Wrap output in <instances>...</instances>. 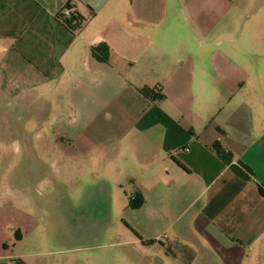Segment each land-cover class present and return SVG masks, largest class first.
Listing matches in <instances>:
<instances>
[{
    "label": "crops",
    "instance_id": "crops-1",
    "mask_svg": "<svg viewBox=\"0 0 264 264\" xmlns=\"http://www.w3.org/2000/svg\"><path fill=\"white\" fill-rule=\"evenodd\" d=\"M64 5L74 13L57 16ZM98 42L105 60L90 53ZM0 93L55 150L56 180L70 165L108 191L128 183L133 210L172 209L183 259L190 228L226 264L263 258L264 0H0ZM15 209L0 204V264H48L8 251Z\"/></svg>",
    "mask_w": 264,
    "mask_h": 264
},
{
    "label": "rangeland",
    "instance_id": "rangeland-1",
    "mask_svg": "<svg viewBox=\"0 0 264 264\" xmlns=\"http://www.w3.org/2000/svg\"><path fill=\"white\" fill-rule=\"evenodd\" d=\"M25 113L0 93V204L16 208L18 225L5 236L9 252L35 253L48 264H226L191 228L183 234L194 254H175L171 235L182 228L167 221L176 212L131 209L128 183L108 191L105 179L79 177L70 165L74 177L56 180V152L25 129ZM237 264H264V256Z\"/></svg>",
    "mask_w": 264,
    "mask_h": 264
},
{
    "label": "trees",
    "instance_id": "trees-1",
    "mask_svg": "<svg viewBox=\"0 0 264 264\" xmlns=\"http://www.w3.org/2000/svg\"><path fill=\"white\" fill-rule=\"evenodd\" d=\"M77 16V15H76ZM90 53L95 56L98 59L105 60L108 54L107 46L104 42H98L94 45H91L89 47ZM139 92L142 93L144 96H147L149 99H158L162 96L157 89L149 88L147 86H141L139 89ZM211 149L214 151V153L226 164L229 165V167L234 171L237 175L244 179L251 178L252 175L251 169L242 161H235L232 162V154L231 152L226 149L223 145H221L219 142L214 141L211 144ZM258 190L259 192L264 195V190L259 186ZM134 198V199H133ZM142 201V197L139 194H133L132 198H128L127 205L131 208L138 206ZM146 242H151V239L147 240Z\"/></svg>",
    "mask_w": 264,
    "mask_h": 264
},
{
    "label": "built area",
    "instance_id": "built-area-1",
    "mask_svg": "<svg viewBox=\"0 0 264 264\" xmlns=\"http://www.w3.org/2000/svg\"><path fill=\"white\" fill-rule=\"evenodd\" d=\"M73 13H74V11H73L72 7H70L69 5H64L58 10L56 15L60 16V17H68Z\"/></svg>",
    "mask_w": 264,
    "mask_h": 264
}]
</instances>
